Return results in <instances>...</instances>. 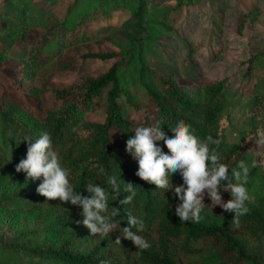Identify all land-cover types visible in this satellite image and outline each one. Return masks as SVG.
<instances>
[{"label":"trees","instance_id":"1","mask_svg":"<svg viewBox=\"0 0 264 264\" xmlns=\"http://www.w3.org/2000/svg\"><path fill=\"white\" fill-rule=\"evenodd\" d=\"M21 1L0 2V8L4 7L0 34L7 35L6 40L0 36V64H9L15 88L0 89V264H264V143L257 136L258 129L264 130V51L251 53L241 62L245 68L240 95L247 105L240 111L244 119L237 126L239 137L228 142L225 128L231 81L197 74L181 80L178 71L159 72L150 64L156 55L161 59L162 41L170 36L187 47V59L197 61L194 54L201 44L175 33L179 18L183 23L186 20L184 15L178 17L177 9L210 0H82L83 7L75 15L72 10L80 3L72 0L61 20L51 10L44 12L41 17L47 18L38 37L15 50V41H22L18 32L27 9L11 4ZM257 1L244 12L243 24L258 20L264 0ZM169 2L173 6L168 7ZM12 7L16 8L14 17ZM118 14L120 23H108ZM86 43H108L116 50L76 55L77 46ZM77 59L110 64L102 74L79 75L64 87H50L51 76L75 71ZM250 83L252 89L244 95L242 90ZM16 91L36 101L43 114L40 119L22 106ZM47 92L57 101L55 107L45 105ZM97 109L102 119L92 120L89 115ZM141 109L142 119L130 120ZM181 120L201 139L220 140L218 147H211L220 153L221 163L228 165L229 175L239 170L241 160L249 166L246 187L255 202L248 205L250 212L240 218L238 228L232 221L234 214L223 209L216 213L207 194L201 213L204 219L180 221L175 208L181 201L171 190L157 189L140 179L135 174L137 162L119 151L113 140L117 132V144L125 149L135 127L152 125L171 136L170 129ZM42 131L51 135L76 191L90 197L85 187L94 183L109 192V213L113 207L119 209V215L112 217L119 227L109 236L90 234L77 223L83 220L81 207L48 200L36 192L41 180L26 181L25 173L15 171L26 155L25 135L34 141ZM156 143L167 152L163 141ZM253 162L255 167H251ZM113 175L118 182L122 179L134 185L136 196L130 204H119L129 195L123 183L119 196L113 195L108 183ZM170 179L173 187L183 183L178 172ZM129 212L143 221L144 231L138 234L151 244L149 249L139 250L123 238ZM18 215L23 216L22 222L14 230L10 224ZM117 237L120 244L115 242Z\"/></svg>","mask_w":264,"mask_h":264},{"label":"clouds","instance_id":"2","mask_svg":"<svg viewBox=\"0 0 264 264\" xmlns=\"http://www.w3.org/2000/svg\"><path fill=\"white\" fill-rule=\"evenodd\" d=\"M168 136L158 125L138 126L133 129L134 135L126 140L125 151L138 164L135 173L140 179L154 184L157 189L171 190L174 196L181 201L175 208V214L180 221L199 223L204 217L201 215L206 207L203 202L205 193L212 206L218 205L225 212L233 213V224L238 228L240 218L250 212L249 204L255 202V197L246 187L249 176V166L241 160L238 169H233L229 175L227 164L221 163L220 153L211 145L220 144L219 139L208 136L201 139L195 134L190 124L183 120L171 128ZM257 136L264 143V130H257ZM163 141L167 152L157 145ZM27 145L26 155L15 165L16 172L25 173V180H41L36 192L48 200L58 199L64 203H71L82 208V223L92 235L107 237L117 230L119 224L112 219L119 215V209L113 207L109 213V192L94 183L85 187L89 196H83L74 189L70 182V169L63 165L61 157L54 150L51 135L42 131L37 139L25 135ZM253 162L251 167H255ZM179 173L183 183L173 187L171 176ZM235 181V182H234ZM112 193L119 196L120 185L124 184V191L129 193L119 200V204H130L136 196L132 183H126L113 175L108 179ZM221 185H224L221 187ZM230 192L231 199L223 201L220 190ZM135 228L134 232L132 229ZM144 223L131 212L127 216V227L123 228V238L130 240L139 250H147L151 244L138 233L144 231ZM117 244L120 238L117 237ZM100 264H108L101 261Z\"/></svg>","mask_w":264,"mask_h":264},{"label":"rangeland","instance_id":"3","mask_svg":"<svg viewBox=\"0 0 264 264\" xmlns=\"http://www.w3.org/2000/svg\"><path fill=\"white\" fill-rule=\"evenodd\" d=\"M71 1L54 0L47 2L46 0H24L17 4H11L13 7L23 5L27 9L26 17H24L23 23L19 26L20 32H18V34L22 35V41L18 39L15 41V50L25 48L38 37L41 32L40 25L47 18L46 15L45 17H41L44 12L51 10L50 12L56 14L59 20H61L63 19L65 7ZM78 2L80 4L72 10L74 15L83 7L82 0H78ZM257 2V0H228V2L224 3L223 0H210L208 2H202L201 4H188L187 7L183 6L177 9L178 17L182 15L186 16V23L185 21L183 23V19L179 18L180 21H177L174 26L175 33L179 37L189 35L193 44H201L200 49L196 50L194 54L197 61L187 59V47L184 46L178 37L174 36H170L162 41L165 44L163 47L165 53L161 56V59L156 55V58H151L150 60V64L156 67L159 72L168 73L170 68L173 71H178L182 78L181 80H187V78L189 79V77L197 74L213 78L227 77L231 81L230 85L232 88L229 89L227 94L228 105L226 110L229 120L227 118L228 125L225 128V139L228 142L236 140L239 137L237 126L244 119L240 111L247 105L245 97L240 95L241 85H243L241 77L245 68V65L242 66L241 62L251 53L264 51V6H261V15L255 23L246 21L243 24L246 19L244 18V12L251 9ZM173 4V2H169L167 6H173ZM13 9L14 13L12 17L16 13V8ZM0 10L4 11V7L0 8ZM121 14L109 19L108 23H120L122 20ZM2 23L1 21L0 24ZM8 25L10 26L9 28L14 27L11 22ZM0 36L2 40H6L7 35H3L2 33ZM111 50L116 49L108 43H105V45L86 43L77 46L75 53L76 55L90 51L103 53ZM109 64L110 61L101 62L95 59H77L75 71L57 72L53 74L49 80V86L52 88H60L68 85L69 82L73 81L79 75L102 74ZM12 77L13 73L9 68V64H0V89L2 87L15 89L10 81ZM251 89L252 85L250 83L248 88L242 90V93L245 95ZM16 94L21 100L23 107L31 110L39 119L43 116L35 100L20 94L18 91H16ZM56 104L57 101L54 99L53 94L51 92L45 93V105L55 107ZM142 116L143 110L141 109L139 115H134L130 120L142 119ZM89 117L92 120L102 119L100 109L93 111ZM117 137V132H114L113 140L118 150L123 153L125 149L119 147L116 141ZM229 193L223 189L220 190L223 201L226 202L230 199ZM214 209L218 213L222 208L214 205ZM21 217L23 216H14L10 224L12 229L15 230L18 228V225L22 222Z\"/></svg>","mask_w":264,"mask_h":264}]
</instances>
